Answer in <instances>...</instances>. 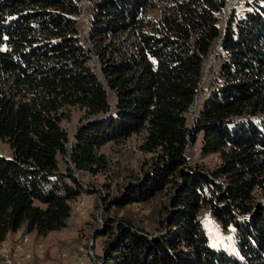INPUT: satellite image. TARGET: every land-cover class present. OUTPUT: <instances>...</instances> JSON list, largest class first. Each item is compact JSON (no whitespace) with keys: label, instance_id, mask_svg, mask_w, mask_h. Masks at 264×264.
<instances>
[{"label":"trees","instance_id":"obj_1","mask_svg":"<svg viewBox=\"0 0 264 264\" xmlns=\"http://www.w3.org/2000/svg\"><path fill=\"white\" fill-rule=\"evenodd\" d=\"M229 1L93 0L83 37L76 0H0V243L66 228L70 203L91 192L73 170L105 175L100 148L138 136L150 159L104 206L97 264H264V0L226 14ZM198 140L214 169L190 163ZM154 199L153 230L108 216ZM202 209L232 231L235 256L209 246Z\"/></svg>","mask_w":264,"mask_h":264},{"label":"rangeland","instance_id":"obj_2","mask_svg":"<svg viewBox=\"0 0 264 264\" xmlns=\"http://www.w3.org/2000/svg\"><path fill=\"white\" fill-rule=\"evenodd\" d=\"M80 8V16L78 17V27L83 37L86 36L90 16L92 11L93 0H76ZM249 0H232L227 3L226 14L231 11L233 7H240L241 4ZM240 5V6H238ZM239 9V8H237ZM224 20L227 17L224 15ZM223 20V21H224ZM84 43H87L83 40ZM87 45V44H85ZM213 53L207 63L214 64V72L217 70V62L215 58L217 55ZM90 63L92 66H97L94 57H91ZM206 66V70H207ZM204 73V82L209 74L210 69ZM199 107V100L197 99L189 112V124L191 125L195 118V113ZM82 112L78 109L70 111L68 120L62 123L63 128L68 134L69 143L67 148L72 145L73 136L81 124ZM140 138L132 136L121 143H109L100 148V153L106 155L110 161V170L105 175H97L91 177L87 174L76 173L74 176L82 186L91 187V192H83L71 205V215L67 222L66 228L48 234L45 237H38L35 233H28L31 244L39 243L42 245V251L39 254L32 256L26 260L19 256L13 261L14 264H97V258L102 253L104 238H93V233L102 229L103 224V209L108 203L114 199L122 197L125 186L128 183L135 181L141 177L143 171L146 170V163L149 162L150 156L144 155L138 151V144ZM0 154H8L7 147L0 144ZM192 165H202L206 169L212 170L218 165V158L215 155L202 157L200 154V140L191 146L187 152ZM59 166L64 171V161L59 160ZM164 203V199H154L145 204H132L122 208L112 207L110 209L109 217L119 219L127 213L133 215L147 230L155 228L154 221L158 218L152 215L153 211L160 209V205ZM200 222L205 230L208 238L209 246L216 250L225 252L230 256H235V241L231 230H225L209 214L207 209H202L199 212ZM27 233L24 228H21L14 237H10L5 241H13ZM85 251V252H84ZM86 253L88 258H84ZM65 256V257H63ZM17 261V262H16ZM0 264H3L0 260Z\"/></svg>","mask_w":264,"mask_h":264},{"label":"built area","instance_id":"obj_3","mask_svg":"<svg viewBox=\"0 0 264 264\" xmlns=\"http://www.w3.org/2000/svg\"><path fill=\"white\" fill-rule=\"evenodd\" d=\"M76 173L78 172L73 170L74 176H76ZM83 187L86 188L87 186L84 185ZM42 248V245L39 243L31 244L28 233H25L13 241H4L0 243V260L3 264H14L13 261L19 256L28 260L32 256L41 253ZM83 257L85 259L88 258L86 253L83 254Z\"/></svg>","mask_w":264,"mask_h":264},{"label":"water","instance_id":"obj_4","mask_svg":"<svg viewBox=\"0 0 264 264\" xmlns=\"http://www.w3.org/2000/svg\"><path fill=\"white\" fill-rule=\"evenodd\" d=\"M211 65H212L211 63L208 64V66H207V70H206V74L208 73L207 71L211 68ZM203 80H204V79H203Z\"/></svg>","mask_w":264,"mask_h":264},{"label":"crops","instance_id":"obj_5","mask_svg":"<svg viewBox=\"0 0 264 264\" xmlns=\"http://www.w3.org/2000/svg\"><path fill=\"white\" fill-rule=\"evenodd\" d=\"M14 236H15V234L8 235L7 239L10 238V237H14Z\"/></svg>","mask_w":264,"mask_h":264}]
</instances>
